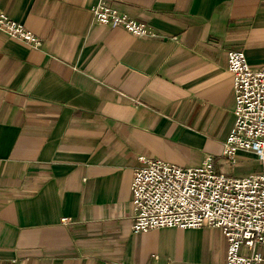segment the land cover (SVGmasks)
<instances>
[{
    "label": "crops",
    "instance_id": "1",
    "mask_svg": "<svg viewBox=\"0 0 264 264\" xmlns=\"http://www.w3.org/2000/svg\"><path fill=\"white\" fill-rule=\"evenodd\" d=\"M100 2L0 0L42 41L0 34V264H224L220 229L135 233L131 184L141 156L232 173L228 53L264 68V0H106L146 38Z\"/></svg>",
    "mask_w": 264,
    "mask_h": 264
},
{
    "label": "built area",
    "instance_id": "2",
    "mask_svg": "<svg viewBox=\"0 0 264 264\" xmlns=\"http://www.w3.org/2000/svg\"><path fill=\"white\" fill-rule=\"evenodd\" d=\"M93 13L99 25L125 30L137 38L155 36L146 23L130 18L106 0ZM0 34L32 49L42 46L38 36L2 11ZM228 62L235 123L223 157L235 163L237 151L252 152L260 170L235 178L219 171L212 157L198 167H181L141 156L131 184L133 231L210 226L220 229L228 242L224 264H263L257 249L264 250V68H253L243 51H230Z\"/></svg>",
    "mask_w": 264,
    "mask_h": 264
},
{
    "label": "rangeland",
    "instance_id": "3",
    "mask_svg": "<svg viewBox=\"0 0 264 264\" xmlns=\"http://www.w3.org/2000/svg\"><path fill=\"white\" fill-rule=\"evenodd\" d=\"M260 163L257 160L256 156H246L241 161L236 160L233 166L232 173H228L229 176L235 177V178H245L249 177L251 175L256 174L260 170ZM245 253L248 252V250H243ZM257 252L264 258V250L262 248H258ZM264 264V263H263Z\"/></svg>",
    "mask_w": 264,
    "mask_h": 264
}]
</instances>
